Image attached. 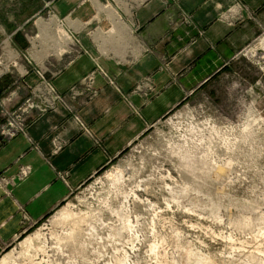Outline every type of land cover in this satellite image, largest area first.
Returning <instances> with one entry per match:
<instances>
[{"label":"rangeland","instance_id":"374dc122","mask_svg":"<svg viewBox=\"0 0 264 264\" xmlns=\"http://www.w3.org/2000/svg\"><path fill=\"white\" fill-rule=\"evenodd\" d=\"M41 1L0 0V79L54 59L39 52L54 46L52 29L39 25L48 15L20 30L39 60L9 35ZM61 210L70 217L55 222ZM0 264H264V28L56 210L0 246Z\"/></svg>","mask_w":264,"mask_h":264},{"label":"crops","instance_id":"0c3cea01","mask_svg":"<svg viewBox=\"0 0 264 264\" xmlns=\"http://www.w3.org/2000/svg\"><path fill=\"white\" fill-rule=\"evenodd\" d=\"M36 14L48 19L34 26L39 21L54 35V46L40 50V59H54L27 74L2 77L0 102L18 108L37 84L32 68H38L65 103L30 111L26 134L0 141V176L11 181L0 186V246L23 234V214L38 224L234 61L264 28V0H42L37 13L9 34L12 46L22 53L30 47L34 60L38 52L20 30ZM92 72L94 95L88 96L82 80ZM146 79L150 89L135 92ZM21 166L29 172L19 179Z\"/></svg>","mask_w":264,"mask_h":264},{"label":"built area","instance_id":"2783aa9c","mask_svg":"<svg viewBox=\"0 0 264 264\" xmlns=\"http://www.w3.org/2000/svg\"><path fill=\"white\" fill-rule=\"evenodd\" d=\"M53 17V14H50ZM61 23V21H58ZM35 74L38 77V82L35 86L30 88L29 96L25 99V101L16 109L7 108L6 105L0 102V141L3 142L5 140L11 139L16 135L26 134V118L27 114L30 111L43 112L46 110L53 109L56 103H65L64 96L58 94L51 82L45 77V71H41L38 68H32ZM98 70L103 73V71L98 67ZM27 74L28 71L25 70L23 72ZM93 82V72L90 73L82 80V87L84 92L88 96H93L94 91L92 89ZM150 89V82L148 79L141 81L139 84L135 86V92H140L142 89ZM77 89L71 88L69 97L74 99L77 95ZM82 126V125H81ZM84 131L87 132V129L84 128ZM29 172V168L26 166H21L18 170L17 177L19 179L25 177ZM57 177L61 180H65L64 174H58ZM11 184V181L5 179L0 176V186L6 187L8 184ZM22 221L26 224V230L30 229L33 225H31L28 221L27 216L22 215ZM24 231V232H25ZM23 232V233H24Z\"/></svg>","mask_w":264,"mask_h":264},{"label":"bare ground","instance_id":"6f19581e","mask_svg":"<svg viewBox=\"0 0 264 264\" xmlns=\"http://www.w3.org/2000/svg\"><path fill=\"white\" fill-rule=\"evenodd\" d=\"M44 29V28H43ZM60 30V29H59ZM61 31V30H60ZM62 33V32H61ZM64 34V33H62ZM60 36V35H59ZM59 39V38H58ZM67 39V38H66ZM48 43V42H47ZM60 50V49H59ZM60 53V51H59ZM57 55V53H56ZM70 217V213L69 212H66L65 210H61L59 212V214L57 215V217L54 219L55 222H58V221H62V220H66ZM38 238V235L37 233H35L34 235L32 236H28L27 238H25L22 242H21V245L22 246H29L30 244L33 243V241ZM6 258V255L4 257V259Z\"/></svg>","mask_w":264,"mask_h":264},{"label":"trees","instance_id":"16d2710c","mask_svg":"<svg viewBox=\"0 0 264 264\" xmlns=\"http://www.w3.org/2000/svg\"><path fill=\"white\" fill-rule=\"evenodd\" d=\"M15 38L21 40V38H22L21 33L17 32V33L15 34ZM221 69H222V70H223V69H226V66H224V67L221 68ZM125 151H126V150H124V152H125ZM105 167H106V166H105ZM105 167H103L102 169H104ZM102 169H101V170H102ZM101 170H100V171H101ZM100 171H99V172H100ZM99 172H97V173H99ZM97 173H96V174H97ZM47 216H48V215H47ZM47 216H46V217H47ZM46 217H44V218H46Z\"/></svg>","mask_w":264,"mask_h":264}]
</instances>
